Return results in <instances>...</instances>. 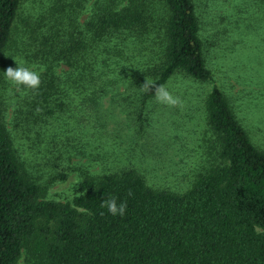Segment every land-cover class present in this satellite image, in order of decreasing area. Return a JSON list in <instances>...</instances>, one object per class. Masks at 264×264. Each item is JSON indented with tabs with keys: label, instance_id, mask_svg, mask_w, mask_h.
<instances>
[{
	"label": "trees",
	"instance_id": "obj_1",
	"mask_svg": "<svg viewBox=\"0 0 264 264\" xmlns=\"http://www.w3.org/2000/svg\"><path fill=\"white\" fill-rule=\"evenodd\" d=\"M45 1L19 16L20 0H0V54L12 32L23 36L18 52L41 74L38 89L20 85L11 127L0 103V264L21 255L26 264H264V149L215 83L204 99V164L184 188L151 185L132 166L86 164L64 199L47 194L75 169L68 138L56 142L67 135L63 114L80 127L117 87L144 103L155 96L142 91L144 80L212 75L193 0ZM39 131L53 144L39 149ZM31 133L29 147L49 167L44 177L18 149ZM113 196L127 201L123 217L101 206Z\"/></svg>",
	"mask_w": 264,
	"mask_h": 264
},
{
	"label": "rangeland",
	"instance_id": "obj_2",
	"mask_svg": "<svg viewBox=\"0 0 264 264\" xmlns=\"http://www.w3.org/2000/svg\"><path fill=\"white\" fill-rule=\"evenodd\" d=\"M44 1L20 0L18 15L34 12ZM193 2L201 26L205 64L212 80L199 81L174 74L165 86L181 98L182 105L177 107L158 103L155 96L141 103L135 95L126 97L120 86L115 94L106 93L99 99L93 117L81 119L80 127L78 123L73 125L71 112L63 114L68 122L63 131L67 135H55L56 142L63 146L61 139L68 138L64 144L75 154L67 166L72 162L75 169L68 172L65 180L49 186V196L64 199L77 178L76 168L86 164L98 170L132 166L151 185L184 188L192 171L204 164V147L211 136L205 125L204 99L212 83L221 88L252 142L264 149V0ZM12 36L9 46L0 54V103L8 127L12 126L9 120L20 86L8 80L4 71L17 67L16 63L30 68L24 64L22 52H18L19 40L22 44L24 37L16 38L14 32ZM3 103L7 105L2 109ZM34 135L31 133L27 136L30 139L22 140L24 147L18 149L28 168L44 177V170L49 167L44 166L41 151L29 147ZM36 138L39 149L46 143L53 144L50 136L40 131ZM59 153L53 149L54 159L59 160L55 156ZM15 264H26L22 255Z\"/></svg>",
	"mask_w": 264,
	"mask_h": 264
},
{
	"label": "clouds",
	"instance_id": "obj_3",
	"mask_svg": "<svg viewBox=\"0 0 264 264\" xmlns=\"http://www.w3.org/2000/svg\"><path fill=\"white\" fill-rule=\"evenodd\" d=\"M127 3H121L116 11H120L123 8L127 7ZM17 67H8L4 71L5 77L13 82L15 85H23L29 89H38L41 84L40 73L34 71L28 67L23 66L22 64H17ZM142 91H154L155 99L158 103L165 104L172 107H177L182 105V100L179 96H174L171 92L168 91L167 87L162 84H156L151 80H144L141 85ZM129 196L132 195L131 192L128 193ZM118 198L113 196L107 201H103L101 206L107 207V210L112 215H119L123 217L127 210V201L123 200L119 203L117 202Z\"/></svg>",
	"mask_w": 264,
	"mask_h": 264
}]
</instances>
